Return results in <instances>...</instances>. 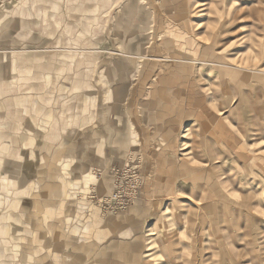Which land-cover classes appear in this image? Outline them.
Returning a JSON list of instances; mask_svg holds the SVG:
<instances>
[{
  "label": "rangeland",
  "instance_id": "1",
  "mask_svg": "<svg viewBox=\"0 0 264 264\" xmlns=\"http://www.w3.org/2000/svg\"><path fill=\"white\" fill-rule=\"evenodd\" d=\"M206 43L212 50L196 56L195 46ZM174 52L187 53V63L168 61L165 70L142 57ZM201 57L236 69L202 64ZM159 76L186 77L192 86L165 95ZM211 91L223 124L204 111ZM122 101L142 106L116 108ZM161 101L171 107L162 108ZM179 110V118L169 117ZM122 111L141 118L159 112L156 132L162 137L181 120L179 138L190 127L192 138L218 149L219 163L211 174L182 164L180 138L175 154L148 157L155 160L148 173L136 144L112 166L110 188L85 184L80 198L100 207L109 225L111 217L138 209L124 217L123 228L138 222L129 232L138 231L139 239L117 233L103 245L81 243L63 234V224H46L53 217L45 197L52 194L51 180L60 167L70 178L72 168L65 159L60 167L52 159L70 140L50 136ZM228 121L233 130L222 127ZM93 127L101 133L99 124ZM260 150L264 0H0V264H264ZM135 181L139 188L131 202L107 200L116 185L126 190Z\"/></svg>",
  "mask_w": 264,
  "mask_h": 264
},
{
  "label": "crops",
  "instance_id": "2",
  "mask_svg": "<svg viewBox=\"0 0 264 264\" xmlns=\"http://www.w3.org/2000/svg\"><path fill=\"white\" fill-rule=\"evenodd\" d=\"M196 46H199V48H197ZM196 46V56H200L201 54L203 56V53L205 52L204 45L200 46L199 44H197ZM201 48L203 50L200 52ZM176 53L177 52H175L174 54ZM178 54V57H182V59H185L186 61H176L187 63V60H189L187 53L184 55L179 52ZM156 55L161 57L163 56L160 54ZM151 57L157 60L156 62L158 66L164 67L163 69L165 70L168 68H166L168 61H175L174 58L165 59V56H163V60L161 59L162 61L156 59L157 57H155L154 55H148L147 58ZM147 58L143 57L144 60ZM145 64H147V62L143 63V65ZM232 68L236 69L234 67ZM165 70L159 72L157 75L163 74ZM165 78V76L158 77L160 82L163 84V87H165V95H168L169 92L171 93L176 88H178L179 91L184 90L185 86L187 88V83L188 86H192V84L188 82L186 77H182L183 80L184 78L186 79V81H184L183 83H181L183 81L181 80V78L179 79L175 77H169L167 80ZM171 81H175L174 84H171ZM233 81L236 80L233 79ZM180 84H184V86L178 87ZM149 87H151V90L154 89L161 92L155 87V84H150ZM215 94L216 93L214 91L209 92L208 96L211 98V100H207L208 108L206 107L204 111L208 113L209 116L212 115L211 119L215 117V119L218 120V123L222 122L223 124L225 123L223 119L224 117L222 118L219 116L222 115L223 112L219 110L217 104L215 103ZM158 103L162 104V108L171 107L168 102L165 101H161ZM175 103V106L180 107L178 101H176ZM128 104H130L129 101H122L121 105H118L117 102V105L115 107L125 108L128 110L131 107L133 108L135 106H142V103L140 102H137V105L133 106H130ZM127 113L128 111H122V114L116 115L113 118L108 117L105 122L100 119L99 121H97L98 123H96V121H85L84 123L80 122L79 124H82V127L74 126L73 129H68L67 133H62L60 135L58 133H55V135L53 134L50 136V138L54 140H70V142H67L68 148L60 150L58 147V153L57 155L53 154L52 159L53 161H57L56 164H58V167H60L58 163L60 159H65L66 161L70 162L72 168L69 169L68 172L70 178L66 177L65 175L62 176L63 172L60 167L58 175H55L51 180L52 194L49 197H45L46 200H50L52 202V206H48L47 212H50L49 214L53 215V217L46 224L53 227L55 225L59 226V224H63V227L65 228L63 230V234L68 237L75 236L76 240L81 243L83 242L103 245L108 242V239L113 234L117 233H121L122 235L131 234L132 239H139L138 231L129 232V230L138 229V222L131 226L128 222L127 226L123 228L124 219L126 218L125 216L129 213L138 214V209H132L127 213H123L122 215L119 214L117 216L111 217L112 220L109 225L107 223V218H104L101 214H99L98 210H96L99 209L102 213V209L100 207L90 205L88 201L84 202L80 198V193H82L81 190L85 187V184L89 186L90 190L96 188L99 191H104L105 189L110 188L114 180L112 166L115 165L117 159L126 157L129 153H131L133 146H135L136 144H139V153L137 154L140 155L143 160H145V171H148V173L152 172L151 166L154 165L155 161L153 159H149L148 157L175 154L176 151L174 149L176 148L174 147L175 144L173 143H178L180 138L182 140V147L180 148L181 152H179L178 156L182 164L192 166L195 170L201 171L203 173L211 174L215 172V169L217 167L216 163H219V160H214L219 158L218 149H216L208 140L204 141L202 139L198 140L197 138H192L193 133L190 127L185 128V134L181 135V137L179 138V135L175 131L181 129V120L177 121L180 125L178 124L177 127H174L172 133H168L166 136L162 137L160 136L161 134L156 132L158 129H160V127L157 126L155 115L161 117L159 112L155 114L153 113L154 116L152 117L151 115H148V117L145 118H141V116H139V113L134 112H131V115L135 116H125V114ZM148 113L150 114L149 111ZM175 114H179V118L181 110L175 112L174 114L170 112L169 117L170 115L174 116ZM228 122L227 127L223 125L222 127H224L226 130H233V127L229 126L231 122ZM37 124L39 125L40 121H38ZM96 124L100 125L101 133H96V129L93 127V125ZM40 131H42V129L37 127L36 133H40L42 135V138H49L48 135L43 134V131ZM224 134H226L227 138L228 135H230L228 131L224 132ZM183 138H185V140ZM227 143L229 144V138ZM178 149L179 148L177 147V150ZM257 152L258 156L256 157H259V159H262L264 161V150H260ZM206 156H209V158H207ZM262 164H264V162ZM76 165L78 168H76ZM253 167L254 169L255 167L260 169L259 165L256 164V162L255 164L253 163ZM62 178L66 180V184H69L68 188H65L64 183L62 182ZM223 178H221V185L225 186L227 180L225 178L223 180ZM211 180H213V177H211ZM212 183L213 181H211L208 185L211 186L210 184ZM166 184L164 187L167 186ZM66 195L70 196L65 197ZM186 195L193 201L195 200L196 203H201V205L205 203L204 198H195L190 194ZM126 239L129 240V237H127ZM53 251H58V248L53 246Z\"/></svg>",
  "mask_w": 264,
  "mask_h": 264
},
{
  "label": "built area",
  "instance_id": "3",
  "mask_svg": "<svg viewBox=\"0 0 264 264\" xmlns=\"http://www.w3.org/2000/svg\"><path fill=\"white\" fill-rule=\"evenodd\" d=\"M138 188L139 184L137 181L129 183L126 190L123 189L122 184L116 185L107 200L121 204L131 202L133 199H135Z\"/></svg>",
  "mask_w": 264,
  "mask_h": 264
},
{
  "label": "bare ground",
  "instance_id": "4",
  "mask_svg": "<svg viewBox=\"0 0 264 264\" xmlns=\"http://www.w3.org/2000/svg\"><path fill=\"white\" fill-rule=\"evenodd\" d=\"M197 48H199V46H196ZM213 48V45L211 43H207L206 45H204V50H209V49H212ZM203 49L201 48L200 52L202 51ZM153 52V51H151ZM199 52V53H200ZM175 53V52H174ZM155 57H157L156 59H158L159 61H162L163 60V56H157L156 54H153ZM159 55V54H158ZM178 53L176 54H171V55H167L165 56V59L167 58H174V60H185V59H182V57H178ZM257 56V55H256ZM256 56H252V58H255ZM142 57H148V55H143ZM152 58V57H151ZM162 59V60H161ZM202 64H206V65H209V64H215V65H219L220 67H234V64L233 63H229V62H225V61H220L219 59H217L216 57H212L211 59H206V58H202L199 60ZM246 65L248 64L247 62L245 63ZM241 70V69H239ZM245 70V69H243ZM263 71V70H262ZM193 92V91H192ZM206 164V163H204ZM198 166V165H197ZM198 171V170H196ZM188 199V198H186ZM191 200V198H189ZM188 199V200H189ZM192 201V200H191Z\"/></svg>",
  "mask_w": 264,
  "mask_h": 264
}]
</instances>
